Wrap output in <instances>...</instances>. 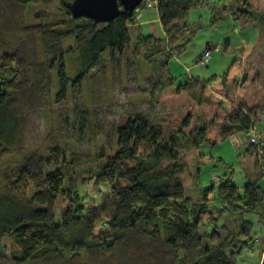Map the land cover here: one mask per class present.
I'll list each match as a JSON object with an SVG mask.
<instances>
[{"label":"trees","instance_id":"obj_1","mask_svg":"<svg viewBox=\"0 0 264 264\" xmlns=\"http://www.w3.org/2000/svg\"><path fill=\"white\" fill-rule=\"evenodd\" d=\"M14 1L24 8L59 5L45 21L32 24L34 49L33 45L30 50L12 48L0 61V158L20 147L30 132L32 116L37 120L54 107L65 110L61 123L70 128L68 133L75 140L65 144L70 163L61 168L42 172L26 162L8 172L0 193V264L77 260L87 264H237V256L254 239L252 224L241 220L242 215L255 214L264 225L262 145L248 143L244 148L252 153L250 162L258 168L253 178L238 187L230 171L219 177L215 187L204 189L201 199L193 200L184 194L180 179L184 162L179 155L202 145L214 146L206 124L187 132L190 119L186 117L177 130L172 129L165 116L153 111L151 102L140 107L124 101L119 111L112 103L115 94L112 99L108 90L112 79L115 91L148 92L152 101L174 86L201 103L203 94L193 76L180 79L169 64L174 48L183 46L201 28L189 22L188 16L191 9L202 8L205 0H143L139 7L156 9L161 38L141 32L136 10L131 15L122 11L102 23L73 18L68 8L72 0ZM2 2L1 7L15 5ZM228 18H248L264 26V12L252 9L248 0H228L212 7L211 24ZM18 25L22 36L33 29L24 21ZM68 41L72 45L65 46ZM109 48L126 50L125 61L109 53ZM210 56L209 50L205 62ZM229 115L221 125L225 133H244L248 142L259 121L252 120L245 108L238 107ZM86 136L94 151L77 157L75 143ZM79 164L87 165L90 176L71 184L68 172ZM80 173L76 169L74 176ZM89 183L97 196L90 199L84 192L83 199L79 188ZM60 196L68 201L61 219L55 215ZM202 216L207 219L202 221ZM4 236L9 239L8 255L3 253ZM261 259L264 264V252Z\"/></svg>","mask_w":264,"mask_h":264},{"label":"rangeland","instance_id":"obj_2","mask_svg":"<svg viewBox=\"0 0 264 264\" xmlns=\"http://www.w3.org/2000/svg\"><path fill=\"white\" fill-rule=\"evenodd\" d=\"M11 1L15 5L9 8L0 5V61L4 55L11 54L12 48L23 46L30 50L29 47L35 43V31H33L32 24L45 21L54 14L59 5L55 3L50 8H44L39 4H29L24 8L17 6L14 0H3L2 3ZM227 2L228 0H205L202 8L190 10L188 21L193 24L199 23L201 28L197 29L193 37L183 46L174 48L169 64L171 72L174 75H180V79H185L189 75L193 76L195 79H192L193 83L203 94L201 103H196L185 92H178L174 86L164 89L151 101V98L147 96L148 92L144 95L138 94L133 92L131 87V90L128 88L129 91L127 90L126 93L125 89L115 91L117 87H114V80L109 81L108 90L112 92V99L114 94L116 96V99L112 101L113 107L120 108L119 111L125 105L124 101L138 103L140 107L142 104L145 105V102L148 103L147 105L151 102L154 106L153 111L165 116L168 127L172 129H176V126H179L186 117L190 119V126L185 129L187 132L195 125L206 124L209 141L213 142L214 146L202 145L200 148L183 150L179 155L184 162L180 178L184 194L193 200L201 199V192L204 189L215 187L220 180L219 177L230 171L234 172V182L237 185L242 184L243 180L253 178L247 172L251 167L249 157H252V153H247L249 157L244 154V148L248 146L247 135L244 133L227 135L221 127L222 121L229 114L234 113L238 107L248 109L251 111L252 120L261 121L257 127L260 133V130L263 131L261 125L262 121L264 123V26L255 25L248 18H241L237 21L228 18L211 24L212 7L221 6ZM248 5L258 12H264V0H248ZM135 14L136 19L140 18L142 21L141 32L143 34L163 37L155 8L138 7ZM19 21L32 25L33 29L28 31L27 35L22 36ZM14 35L18 38L16 39ZM134 37V31L131 29V39L133 40ZM132 44L130 43L131 46ZM67 45H72V43L68 41L65 43V46ZM206 50L211 52L207 62L203 59ZM108 51L119 61H125L126 50L109 48ZM39 88H42V85ZM109 94L108 91V98ZM21 106L20 111L23 113L25 112L24 107ZM65 114L63 107H54L50 111L42 112L37 120L32 116L30 132L27 133V129L25 130L27 134L23 136L20 147L12 153L3 154L0 158V193H3V181L6 180L8 172L17 169L20 163L27 162L36 170L47 172L61 168L69 162V150L66 149L65 144L75 139L72 132L68 133L71 131L70 128L64 126V122L61 123ZM73 133L76 135V131ZM241 136L242 140H239ZM88 140L86 136L79 144L75 143L74 153L77 157L84 158L94 151L93 143L91 144ZM241 145L243 148H239ZM107 153H110L109 150L106 151ZM76 169L81 172L79 176H74ZM76 169L69 171L68 176L71 177V184L75 181L77 185L78 181L81 183L83 178L90 175L86 164H79ZM256 169L258 168L253 167L252 164L251 171L255 172L254 174L257 173ZM261 181L263 182L264 178ZM90 184L79 188L81 198L86 197L84 192L89 198L91 197L90 199L96 198L97 191ZM103 187L101 189L106 190V187ZM88 203L91 201L88 200ZM66 206H68V201L60 196L55 203L57 218L64 217ZM205 219L207 216H202L201 220ZM240 219L251 222V234L254 235V239L251 245L244 247L237 256V264H256L260 257L261 240L259 237H264V225L257 221L255 214H244ZM1 242L4 244L3 253L8 255L10 251L8 237L4 236ZM61 264L87 263L77 260Z\"/></svg>","mask_w":264,"mask_h":264},{"label":"water","instance_id":"obj_3","mask_svg":"<svg viewBox=\"0 0 264 264\" xmlns=\"http://www.w3.org/2000/svg\"><path fill=\"white\" fill-rule=\"evenodd\" d=\"M143 0H72L68 6L73 18L87 17L95 22H110L123 11L131 15Z\"/></svg>","mask_w":264,"mask_h":264},{"label":"built area","instance_id":"obj_4","mask_svg":"<svg viewBox=\"0 0 264 264\" xmlns=\"http://www.w3.org/2000/svg\"><path fill=\"white\" fill-rule=\"evenodd\" d=\"M148 5H150V4L147 3V6ZM208 57H209V50H206L204 52V58L203 59H207ZM263 138H264V135L261 136V133L259 132V130L256 128V126H254L253 129L250 131V135H249V138H248V143H250V144H256V145H262V148L260 150V153L263 152V154H264V142H263Z\"/></svg>","mask_w":264,"mask_h":264},{"label":"crops","instance_id":"obj_5","mask_svg":"<svg viewBox=\"0 0 264 264\" xmlns=\"http://www.w3.org/2000/svg\"><path fill=\"white\" fill-rule=\"evenodd\" d=\"M140 16V15H139ZM140 22H142V21H140ZM257 124H261V121L260 122H258ZM256 126V128L258 129V127H257V125H255ZM263 126V131H264V123H263V121H262V125H261V127ZM261 131V136H263L264 135V132L262 131V130H260ZM239 140L241 139L242 140V136L241 137H239L238 138ZM237 139V140H238ZM242 144V143H241ZM243 145V144H242ZM239 146V148L241 147V148H243V146ZM245 154V156H247V153L245 152L244 153ZM247 157H249V156H247ZM251 158V157H250ZM250 158H249V160H250ZM252 159V158H251ZM251 163V162H250ZM251 169H252V163H251V167H250V169L249 170H247V172L250 174V176H253V175H255L254 173H253V171H251ZM233 172V171H232ZM244 171H242V173H243ZM233 175H234V172H233ZM242 176V175H241ZM234 177V176H233ZM240 179V178H239ZM245 180H243V182H244ZM242 182V183H243ZM238 187H240V186H242V184H238L237 185ZM259 239L261 240L260 241V257H259V260H258V262L256 263V264H260L261 263V258H262V256H263V252H264V247L262 248V246H263V244H264V237H259Z\"/></svg>","mask_w":264,"mask_h":264}]
</instances>
